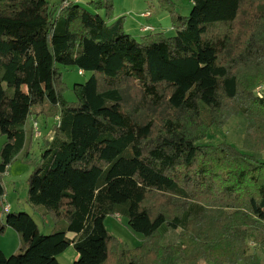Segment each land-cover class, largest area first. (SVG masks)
I'll return each instance as SVG.
<instances>
[{"label":"trees","instance_id":"obj_1","mask_svg":"<svg viewBox=\"0 0 264 264\" xmlns=\"http://www.w3.org/2000/svg\"><path fill=\"white\" fill-rule=\"evenodd\" d=\"M191 1L187 16L169 8L174 36L137 39L111 21L113 0H0V202L23 154L28 203L66 223L43 233L30 213L5 212L0 234L20 244L0 247V264H62L70 246L73 264H262L248 248L264 249V0ZM60 65L92 72L75 101ZM241 112L242 148L204 143ZM32 117L54 120L34 159ZM111 215L144 244L123 248Z\"/></svg>","mask_w":264,"mask_h":264},{"label":"rangeland","instance_id":"obj_2","mask_svg":"<svg viewBox=\"0 0 264 264\" xmlns=\"http://www.w3.org/2000/svg\"><path fill=\"white\" fill-rule=\"evenodd\" d=\"M50 4H56L60 0H48ZM76 1V0H73ZM90 0H79V3L92 10L89 4ZM173 2V3H172ZM174 4V5H173ZM175 7L176 11L182 15H189L192 10L191 0H113V12L111 21H116L119 18H124L125 30L133 35L137 39H141L143 36L155 33H164L166 36H174L175 29L172 23V14L170 7ZM102 15H105V10L100 11ZM145 26L152 27L153 30L149 32H142V28ZM62 72L63 82L66 84V88L63 91L64 96L69 101H75L76 96L72 90V86L75 83L86 82L92 72L79 73L77 66H63L60 65ZM261 92H264V84L261 86ZM51 123L54 122L53 119ZM248 120L244 113H239L229 119L227 124L223 128L214 127L211 134L204 141V143L217 144L223 141L233 143L235 146L242 148L244 135L247 129ZM48 137V136H47ZM39 139V138H38ZM6 141V137L0 135V150L3 143ZM35 146V147H34ZM42 148V146H40ZM37 146V141H33V148L31 150V159L37 158L40 155V148ZM264 158V150H263ZM32 166L24 158L23 154L19 156L17 160L13 162L9 171L4 174V184L6 187V200L11 206L9 212H28L32 213V207L27 201L28 192V177L32 171ZM4 202H0V213L3 212ZM33 214V213H32ZM35 219L40 226V230L43 233L48 232L49 229L46 225V220L42 219V216L35 214ZM54 223V222H53ZM60 224L66 225L65 222ZM107 229L119 240L121 245L125 249L136 248L145 242V238L142 234L135 232L128 225L127 217L124 215L107 216L105 221ZM64 229L62 226H58L56 230ZM8 235L0 234V246H6L9 242L12 246L15 245L17 239L13 235L14 230H9ZM177 232L173 233V240H175ZM6 235V236H5ZM16 235V234H15ZM8 238V240H7ZM14 247V246H13ZM249 252H257L261 258V262L264 264V249L257 248L254 243H249ZM7 255L13 251H6ZM74 253L76 250L70 246L64 254L58 257V260L62 264H73ZM182 264V263H180ZM198 264H216L214 262H200ZM230 264V263H227ZM238 264H245L239 262Z\"/></svg>","mask_w":264,"mask_h":264},{"label":"crops","instance_id":"obj_3","mask_svg":"<svg viewBox=\"0 0 264 264\" xmlns=\"http://www.w3.org/2000/svg\"><path fill=\"white\" fill-rule=\"evenodd\" d=\"M70 1H73V0H70ZM76 2L77 3H79V0H76ZM80 4V3H79ZM143 32V31H142ZM36 121H38V123H40V125H41V129H42V133H43V135L45 136V135H47L48 136V139H50L51 138V133H52V130H51V126H52V123L51 122H49V121H47V120H45V119H43V118H38V120H35L34 119V117H32L30 120H29V123H28V125L30 126L31 124H33L34 122H36ZM34 140H36L37 141V146H39L40 147V145H41V143H42V139H34ZM35 147V146H34ZM40 149V153H41V148H39ZM8 203V202H7ZM10 205V204H9ZM33 210V209H32ZM10 211H11V206H10ZM33 213V214H32ZM32 213H30L33 217H34V219H35V214H39V215H41L42 216V219H44V220H46V223H47V227L48 228H45V229H49L48 230V232H46V233H49V232H52V231H54V230H56L57 229V227L58 226H62L63 228H65L66 227V225H62V224H57L56 225V227H55V225H54V221L51 219V217L50 216H47V215H44V209H40L38 212H35L34 210L32 211ZM0 216L1 217H4L5 216V214H1L0 213ZM36 220V219H35ZM37 222V221H36ZM38 226H39V224H38ZM39 228H40V226H39ZM9 230H14L13 228H8L7 229V231H6V235H8V232H10ZM14 232H15V234L13 233V235L15 236V238L17 239V241L15 242V245H11L9 242H7L6 243V246H0L1 248H2V250L5 252V253H7L6 251L7 250H9V251H13V252H10V253H17L18 252V250H19V244H20V239H19V235H18V233L14 230ZM5 235V236H6ZM68 236L70 237V238H75L76 237V233H74V232H69L68 233ZM7 240H8V238H7ZM73 247V246H72ZM75 249V248H74ZM76 250V249H75ZM62 254H64V253H62ZM62 254H60V255H62ZM59 255V256H60ZM58 256V257H59ZM78 257H79V253L76 251V253H74V259L75 260H77L78 259ZM263 264V263H262Z\"/></svg>","mask_w":264,"mask_h":264},{"label":"built area","instance_id":"obj_4","mask_svg":"<svg viewBox=\"0 0 264 264\" xmlns=\"http://www.w3.org/2000/svg\"><path fill=\"white\" fill-rule=\"evenodd\" d=\"M67 4H68V2H65L63 4V6H66ZM150 30H153V28L149 27V26H145V27L142 28V31H144V32H149ZM80 73L83 74V71H80ZM257 92H258L259 96H263L264 92H261V87L257 88ZM56 120H57L58 126H59L60 125V118L57 117ZM34 133H35V137L37 139L38 138L39 139L42 138L43 134H42V131L40 130V126H39V124L37 122L34 123ZM3 201H4L3 210H4V212H8L10 210V205L7 203V201L5 199ZM117 216H119V215H117Z\"/></svg>","mask_w":264,"mask_h":264}]
</instances>
